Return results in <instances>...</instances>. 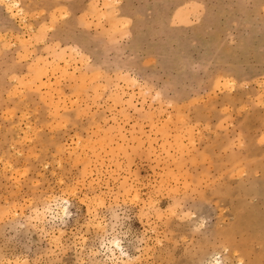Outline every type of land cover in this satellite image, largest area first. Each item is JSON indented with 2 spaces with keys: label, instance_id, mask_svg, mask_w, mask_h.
Instances as JSON below:
<instances>
[{
  "label": "rangeland",
  "instance_id": "374dc122",
  "mask_svg": "<svg viewBox=\"0 0 264 264\" xmlns=\"http://www.w3.org/2000/svg\"><path fill=\"white\" fill-rule=\"evenodd\" d=\"M214 252L264 264V0H0V264Z\"/></svg>",
  "mask_w": 264,
  "mask_h": 264
},
{
  "label": "bare ground",
  "instance_id": "6f19581e",
  "mask_svg": "<svg viewBox=\"0 0 264 264\" xmlns=\"http://www.w3.org/2000/svg\"><path fill=\"white\" fill-rule=\"evenodd\" d=\"M63 199H64L63 203H58V209L60 210V212L62 214H65L67 212V206L64 204V202H66V201L69 202V200L66 198H63ZM222 262H223V259H222V255L220 254V252H214L211 254L210 258H208L206 264H223ZM240 262H241V260L238 263H240Z\"/></svg>",
  "mask_w": 264,
  "mask_h": 264
}]
</instances>
